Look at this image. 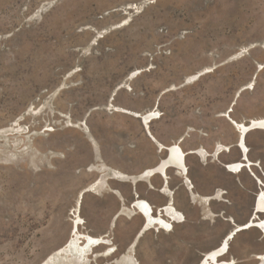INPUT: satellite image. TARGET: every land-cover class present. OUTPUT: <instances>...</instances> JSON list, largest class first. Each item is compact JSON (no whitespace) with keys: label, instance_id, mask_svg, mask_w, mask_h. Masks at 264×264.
I'll list each match as a JSON object with an SVG mask.
<instances>
[{"label":"rangeland","instance_id":"obj_1","mask_svg":"<svg viewBox=\"0 0 264 264\" xmlns=\"http://www.w3.org/2000/svg\"><path fill=\"white\" fill-rule=\"evenodd\" d=\"M229 109L238 122L264 116V0H0V264H46L70 239L84 191L80 232L117 248L89 264L125 255L198 264L230 220L250 219L255 178L264 180L263 131L247 138L262 168L236 176L224 167L241 158L238 133L221 116ZM153 110L151 136L135 114ZM153 138L164 146L183 138L184 152L233 148L216 160L187 156L192 191L170 170L185 223L133 243L143 227L135 198L170 200L159 176L139 178L167 154ZM113 170L129 178L113 179ZM256 230L239 232L225 259L257 264ZM73 260L62 254L56 264Z\"/></svg>","mask_w":264,"mask_h":264},{"label":"bare ground","instance_id":"obj_2","mask_svg":"<svg viewBox=\"0 0 264 264\" xmlns=\"http://www.w3.org/2000/svg\"><path fill=\"white\" fill-rule=\"evenodd\" d=\"M198 76L199 75H196L190 80H193ZM232 112L233 110L229 109L221 116L226 118L237 131L238 139H237L236 147L241 153V158L244 157V159H241L240 161H237L235 163L224 164V167L228 173L238 176L241 175L246 170L253 172V168H257L258 170L262 168L261 162L252 161L249 158L250 149L247 144V138L248 135L252 132L255 131L264 132V116L260 118H254L251 120L248 119L249 121L247 122H243V120L242 122H238L234 120V118H232L231 116ZM135 116L143 122V125L150 133L149 124L156 119L154 110L143 115L135 114ZM153 139H154V143L157 146V149L161 148L160 152L166 151L167 154L165 158L161 159L156 166L143 171L140 174L139 178L144 180H150L156 176H159L165 183L162 188L163 189L162 194L167 198H169L170 200L166 205H162L160 207H154L153 204H151L149 201L142 199L139 196L135 198V200L133 201L132 208L135 210L136 214L139 215L143 220V227L138 234V239H136L134 242L140 239L139 237L142 231L144 232V234L150 232L151 230L169 234L172 232L175 224L180 225L185 223L186 221L185 215L174 207L173 202L175 201L173 199V192L169 188V181H168L169 180L168 172L170 170L177 171L178 174L183 178V180H185L186 182L185 184H187L186 185L187 188L192 191L194 185L189 178V167L186 162L187 156L190 155L198 156L204 161L207 160V158L209 157L214 158L216 160L219 159V157L222 154L230 153L233 148L232 146L220 145L218 148L214 149L213 153H209L205 149H199V150L194 149L189 152H184L180 146V144L183 142V138L179 143H175L174 145H170V146H164L155 138ZM167 156L168 159L165 160ZM160 163L161 165L158 168H156ZM113 172H114L112 175L113 179L124 181L127 178H129L128 176L121 174V172L119 171L113 170ZM255 181L258 184V186L261 187V189L255 195V207L253 208V210L256 208V213L253 219L251 221L249 219V221L244 225L237 224V228L239 229L234 234V236L229 238L228 241H226L225 243H222L223 239L230 232L227 233V235L222 239V241L217 247L209 250L208 252H205V254L201 259L200 264H238L235 258L228 260L225 259V257L230 254L231 243L233 242L237 234L243 231H248V230L250 231L253 228H259L264 233V218H260V214H264V180L258 177L255 178ZM98 184L99 182L91 186L89 188V191L90 190L95 191L96 186ZM84 192L81 193L80 196L78 197L76 206L74 208L73 215L75 216V218L71 229L70 239L66 242L63 248H61L54 255L48 258L46 264H56L57 257H59V255L62 254H66L69 255L70 257H73L74 259L73 261H75L76 264H89L93 256L95 258H99L100 256L102 258H110L117 253V248L111 243V240L108 239L107 235L100 237H93L90 234L80 232V227L83 225V222L81 221L80 215H78L79 213L78 211L79 208L81 207V203H82L81 200L83 198ZM223 194L224 193H219L218 198L222 199ZM210 199H212V197H201V200H203L204 202H208ZM230 221L232 224L235 223L234 220L233 221L230 220ZM102 247H105L102 253L95 254V250ZM258 259L264 261V255L259 256ZM121 264H139V262L137 259L132 257V255L129 256L125 255L123 257V260L121 261Z\"/></svg>","mask_w":264,"mask_h":264},{"label":"water","instance_id":"obj_3","mask_svg":"<svg viewBox=\"0 0 264 264\" xmlns=\"http://www.w3.org/2000/svg\"><path fill=\"white\" fill-rule=\"evenodd\" d=\"M158 151H159V153H161V152H160V151H161V148H158ZM167 159H168V156L166 157L165 160H167ZM241 159H244V157H242ZM160 165H161V163H160L156 168H158ZM258 189L260 190L261 187L258 186ZM253 211H254V212H253V215H252L251 218H250V221L253 219V217H254V215H255V213H256V208H255ZM232 225H233V229H231L230 233H229V234L223 239V242H222V243H225L226 241H228V239L231 238V237H233L234 234L238 231L239 228H237V224L233 223ZM136 239H138V235H137ZM136 239H135V240H136ZM133 242H134V241H133ZM200 263H201V260L199 261L198 264H200Z\"/></svg>","mask_w":264,"mask_h":264},{"label":"crops","instance_id":"obj_4","mask_svg":"<svg viewBox=\"0 0 264 264\" xmlns=\"http://www.w3.org/2000/svg\"><path fill=\"white\" fill-rule=\"evenodd\" d=\"M186 183V182H185ZM165 183L163 182V185H164ZM185 185V184H184ZM187 185V184H186ZM186 189L189 191V189L187 188V186H186ZM159 193H163V189L161 190H159ZM160 207V206H159ZM261 217H264L263 215H261ZM251 218V217H250ZM255 230V229H254ZM256 231H259V230H256ZM245 232H247V231H245ZM260 232V231H259ZM261 233V232H260ZM261 235H263V237H264V233H261ZM258 255H264V254H258ZM257 256V255H256ZM256 256H255V259L257 260V258H256ZM257 264H264V261H259V260H257Z\"/></svg>","mask_w":264,"mask_h":264},{"label":"flooded vegetation","instance_id":"obj_5","mask_svg":"<svg viewBox=\"0 0 264 264\" xmlns=\"http://www.w3.org/2000/svg\"><path fill=\"white\" fill-rule=\"evenodd\" d=\"M240 160H241V158H240ZM263 216H264V215H263ZM262 218H264V217H262ZM248 221H249V220H248ZM248 221H247V222H248ZM247 222H246V223H247Z\"/></svg>","mask_w":264,"mask_h":264}]
</instances>
